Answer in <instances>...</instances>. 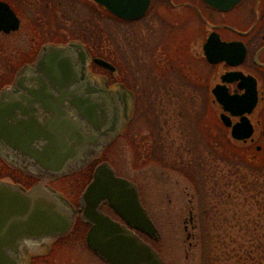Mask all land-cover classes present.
<instances>
[{"label": "water", "instance_id": "1", "mask_svg": "<svg viewBox=\"0 0 264 264\" xmlns=\"http://www.w3.org/2000/svg\"><path fill=\"white\" fill-rule=\"evenodd\" d=\"M94 1L117 17L134 20L147 12L152 0ZM204 1L229 10L242 0ZM91 61L79 41L44 46L36 61L18 73L13 86L0 92V155L13 167L43 179L29 190L0 180V264H30L33 256L72 230L79 210L82 220L91 224L87 245L108 264H165L160 253L136 232L153 239L160 236L138 185L118 176L108 161L96 166L80 209L43 183L87 167L131 119L134 96L130 97L132 105L120 106V84L110 86L106 78L93 75ZM95 61L113 69L107 60ZM212 93L231 137L250 138L254 129L246 113L255 107L256 94L231 95L222 85ZM230 114L240 116V122L233 125ZM105 202L124 222L101 210ZM24 242L26 247L20 249Z\"/></svg>", "mask_w": 264, "mask_h": 264}, {"label": "flooded vegetation", "instance_id": "2", "mask_svg": "<svg viewBox=\"0 0 264 264\" xmlns=\"http://www.w3.org/2000/svg\"><path fill=\"white\" fill-rule=\"evenodd\" d=\"M93 14L101 19L111 15L119 20L106 7L94 0H0V92L4 88L13 86L18 73L36 61L44 46L67 45L77 41L82 42L92 56L90 71L96 77H106L108 85L115 84L118 80L113 75L117 66L100 52L103 51L101 49L103 46H99L98 35L94 32L97 33L96 30L101 28L92 27ZM82 15L85 19H77ZM120 22L136 25L131 29H122L120 32L121 40H124L122 46H134V55L139 60L131 81L126 74V64L122 59L125 58V50L120 49V59H122L120 106H124L125 103L130 104L131 96L136 99L130 124L136 117L138 101L143 91L140 88L143 78L153 91V93L149 92L151 96L153 94L159 98L162 94L170 100L171 97L186 98L191 100L190 105L195 102L197 108H200L197 117L201 124L204 118V98L207 95L210 100L212 96L215 99L212 90L217 85L225 87L231 95L250 96V93L254 92L256 105L251 112L246 113L254 129L251 137L246 140H235L230 135V127L225 125V128L231 143L254 148L253 152L259 151L264 159V0H242L229 10L211 7L204 0H152L149 9L141 18L134 20L120 18ZM78 29H84V33L89 35V38L92 37L94 29L95 43H85L78 39L76 37ZM147 31L149 39L143 34ZM131 36L134 38L132 39ZM211 36L212 43L209 45ZM207 44L212 46L209 51L206 50ZM141 46H151L148 65L140 62ZM126 50L128 51V48ZM158 51H161L163 58L156 57ZM96 58H104L112 62L116 69L101 67L95 62ZM144 70L148 72L143 77ZM210 103L216 123L215 131L217 130L219 135L221 123L219 112L216 107L215 111L212 102ZM218 106L221 107L219 104ZM230 119L233 125L241 120L240 116L232 114ZM172 124L180 136L188 135V127L185 123L172 122ZM173 128L171 125L169 129ZM201 132L203 139V128ZM156 135L154 131L153 136ZM186 139V143L190 144L191 141L193 145L196 144V140ZM214 141L219 144L218 138L217 140L214 138ZM73 176L82 177L81 190H74V184L70 185L71 188L68 187L70 190L56 187L54 182L61 178L48 182L46 180L43 183L63 193L76 209H80L82 193L93 178V166ZM0 180L29 190L41 184L43 179L35 174L12 168L0 157ZM101 210L113 219L124 222L108 202L102 205ZM90 228L89 222L82 221V211L79 210L70 233L63 238H57L44 253L32 257L31 264H52L47 258L57 252L59 245H64L78 254L86 252L90 261L96 258L98 264H106L86 244ZM140 235L151 242L147 234L140 233ZM26 243H22L20 249L26 247Z\"/></svg>", "mask_w": 264, "mask_h": 264}, {"label": "rangeland", "instance_id": "3", "mask_svg": "<svg viewBox=\"0 0 264 264\" xmlns=\"http://www.w3.org/2000/svg\"><path fill=\"white\" fill-rule=\"evenodd\" d=\"M82 18L85 19V16L77 17V19ZM92 20H94L92 27L101 28V31L96 30L97 33H95L93 27L94 34L98 35L99 46H103L101 47L103 51L100 52H103L117 66L116 73L113 75L118 80L115 84L120 83L122 59L126 64V74L133 81L135 66L139 60L134 55V46H122L121 43L124 40H121L120 32L122 29H131L136 25L122 24L111 15L101 19L93 14ZM93 32L92 37L89 38V35L84 33V29H78L76 37L85 43L93 44ZM143 34L149 39L148 31ZM131 38L134 37L131 36ZM141 47L140 62L148 65L151 46ZM120 49L125 50V58L120 59ZM156 57L163 58L161 51L157 52ZM147 72L144 70L142 76L144 77ZM141 83L140 88L143 91L133 123L124 135L120 134L119 130L117 137L102 150L98 161L104 159L111 161L119 174L133 178L139 184L142 200L160 234L158 239L148 238V240L161 253L165 264H203L207 243L208 249H214L216 245L215 248L218 250L216 253L213 252V255L219 254V264L228 262L225 260L226 250L236 255L239 252L243 254L245 250H250L252 247H255L258 252L262 249L259 253L264 264V168L258 173L261 175L260 180L263 185L256 186L257 189L256 187L248 188L236 173V169L240 170V174L245 173L248 169L246 164L231 166L220 159L218 154L214 157L210 153L212 146L219 151L218 144L214 145L212 141L214 138L219 140V135L217 130L215 131L216 123L212 115L211 100L207 95L204 98V118L201 124L197 117L200 108H197L195 102L190 105V99L171 97L170 100L162 94L159 98L152 94L151 105H149L146 95L153 91L144 78ZM147 88L149 91L146 90ZM172 122L185 123L188 127V135L180 136ZM171 125L173 129H169ZM202 128L205 142L204 145L199 146L197 144L203 142ZM154 131L157 133L155 137ZM158 138L162 139L161 144L164 148L161 150L167 155L161 161H157L149 150ZM186 138L196 140V144L193 145L191 141L190 144L186 143ZM206 138L211 142L210 147L206 146ZM135 145L141 146L139 156L136 154ZM197 148L204 150L205 159L209 164L205 170L209 180H206L202 192L195 186L194 182L197 181L179 169L182 160L193 164L192 157L198 153L195 151ZM250 150L252 153L255 151L254 148ZM174 158L177 160L176 164L170 162ZM65 178V180L62 178L55 181V186L69 189L68 187L71 188L70 185L74 184V190H81L82 177ZM208 234L211 239L206 241ZM240 248L244 249L240 251ZM223 250L225 252L221 253ZM239 257L234 256L230 263ZM47 259L52 264H98L96 258L92 259L94 263L90 261L88 253L78 254L64 245H59L57 252ZM208 262L207 258L205 264H209Z\"/></svg>", "mask_w": 264, "mask_h": 264}, {"label": "trees", "instance_id": "4", "mask_svg": "<svg viewBox=\"0 0 264 264\" xmlns=\"http://www.w3.org/2000/svg\"><path fill=\"white\" fill-rule=\"evenodd\" d=\"M146 98L149 99V105H151V99L152 96L151 94H147ZM140 106V104H138V107ZM216 125V124H215ZM162 139L158 138V140H156L155 145H153L149 150H151L153 157L157 160V161H161L163 160L167 155L166 153L161 150L164 147L161 144ZM213 144H215L214 139L212 140ZM205 142V134L203 132V142L202 144H197V145H204ZM211 142H209L208 138H206V146L210 147ZM212 144V145H213ZM143 144H141L142 146ZM140 145H135V150H136V154L139 156V154H141L140 152ZM196 146V147H199ZM219 151H216L215 146H212V150H210V153H212L214 155V157L216 156V154H218L219 158L222 160H225L229 165L234 166L236 165L239 166L238 164L242 163L243 165L246 164L247 165V171L243 174H240V170L236 169V173L240 176V180L242 181V183L244 182L245 186L248 188L251 187H259L262 186L263 183H261L260 180V174L259 170L261 171L262 168H264V159L263 156L261 155V153L259 151H256L255 153L251 152V148L250 147H241V146H236L233 143H231V141L229 140L228 136H227V130L225 128V126L220 123L219 125ZM143 147V146H142ZM203 147V146H201ZM145 148V147H143ZM196 152H198L197 154H195L192 157V161L193 164L190 163L189 161L184 162L183 160L180 162L181 166L179 167V169H181L183 171V173H185L186 175H188L191 179H195L194 182L195 186L197 187V189L202 192V190H204V184L206 183V180L208 179L207 175H206V167L208 162L205 159L204 156V150H201L200 148L195 149ZM248 156L249 159L247 158ZM152 158V159H154ZM179 158H181V156H179ZM251 159V160H250ZM171 163L176 164L177 160L171 159L170 160ZM209 165V164H208ZM209 180V179H208ZM256 187V189H257ZM261 206V204H260ZM208 223V220H207ZM205 225V224H204ZM207 232V230H206ZM210 238V234H208V236H206V241ZM211 239V238H210ZM216 245L214 246V249H208V243L206 244V248H205V254L204 255V263L207 261V258L209 260V264H219L220 261V256L218 254V256L213 255V252H217L218 249L215 248ZM244 248H240V251L243 250ZM262 250V249H260ZM259 252H262L260 251ZM227 251L226 254V258L225 260L228 261L226 264H263L262 262V256L261 254L258 252V250L255 247H252V249L250 250H245L242 253H237L236 255H233L231 253V251ZM234 251V250H232ZM225 252L224 250L221 252L223 253ZM229 254H231V256H229ZM239 257L237 258V260L232 261L230 263V260L233 257Z\"/></svg>", "mask_w": 264, "mask_h": 264}]
</instances>
